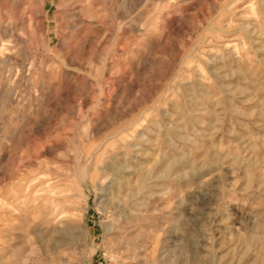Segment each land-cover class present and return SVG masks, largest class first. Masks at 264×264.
Wrapping results in <instances>:
<instances>
[{"label":"rangeland","instance_id":"374dc122","mask_svg":"<svg viewBox=\"0 0 264 264\" xmlns=\"http://www.w3.org/2000/svg\"><path fill=\"white\" fill-rule=\"evenodd\" d=\"M115 262L264 264V0H0V264Z\"/></svg>","mask_w":264,"mask_h":264},{"label":"bare ground","instance_id":"6f19581e","mask_svg":"<svg viewBox=\"0 0 264 264\" xmlns=\"http://www.w3.org/2000/svg\"><path fill=\"white\" fill-rule=\"evenodd\" d=\"M117 186V185H116ZM110 192V191H109ZM118 193V192H117ZM131 194V193H130ZM132 195V194H131ZM134 195V194H133ZM112 197V196H111ZM116 198V197H115ZM129 198V197H128ZM129 199H131V198H129ZM129 199H128V201H129ZM133 199H134V197H133ZM126 201V200H125ZM132 201V200H131ZM135 201V200H134ZM122 202V201H121ZM130 202V201H129ZM133 202V201H132ZM107 203V202H106ZM119 204H120V202L119 203H117V207L119 206ZM138 204V203H137ZM123 205V204H122ZM136 205V204H135ZM133 206V205H132ZM107 207V206H106ZM130 207H131V205H130ZM116 208V204H114V203H112V205L109 207V209H111V210H113V212H115L114 211V209ZM124 208V207H123ZM108 209V210H109ZM119 209V208H118ZM119 210H121V209H119ZM129 211V210H128ZM132 212V211H131ZM112 213V212H111ZM122 219V216L120 215V214H118V212H117V214L116 213H114V215H113V223L112 224H116V222L117 221H120ZM126 219V218H125ZM68 220V219H67ZM119 223V222H118ZM114 224V225H115ZM113 225V226H114ZM107 227V226H106ZM110 228V227H109ZM65 232H67V231H69V230H64ZM64 232V233H65ZM69 232H71L72 234H73V237H74V239H76V241H78V243H81V244H87V242H88V235H89V233H90V230L86 227V225L82 222V223H80L79 225L77 224L76 226H72L71 227V229H70V231ZM68 232V233H69ZM69 235V234H68ZM119 237V236H118ZM86 248V247H85ZM109 248V247H108ZM112 252H114L115 250L114 249H112L111 250ZM120 252V251H119ZM118 252V253H119ZM122 252V251H121ZM117 253V254H118ZM113 255V254H112ZM120 256V255H119ZM82 258V257H81ZM117 262V261H116ZM116 262L114 263V264H116Z\"/></svg>","mask_w":264,"mask_h":264}]
</instances>
